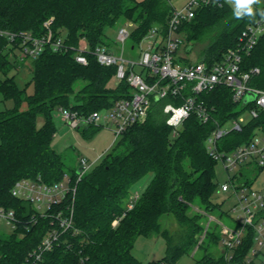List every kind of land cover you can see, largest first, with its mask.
I'll use <instances>...</instances> for the list:
<instances>
[{"label":"trees","instance_id":"16d2710c","mask_svg":"<svg viewBox=\"0 0 264 264\" xmlns=\"http://www.w3.org/2000/svg\"><path fill=\"white\" fill-rule=\"evenodd\" d=\"M170 1L0 0V30L41 36L47 32L45 23L52 21L50 29L56 38L64 36L66 45L93 51L98 46L108 47V31L118 23H126L132 25L129 40L131 48H136L152 27L159 26L166 32L173 9ZM262 7L253 5L254 10ZM259 18L257 14L237 19L226 0H213L181 25L188 55L181 61L190 63L192 48L204 42L209 44L198 61L209 65L221 61L229 49L237 47L247 25ZM16 52L17 47L8 37L0 36V206L13 209L16 217V228L8 236H0V264H145L136 258L133 249L138 238L155 234L165 238L167 255L150 264H175L195 248L200 250L209 234L208 230L200 242L205 213L221 211L215 202L220 186L217 161L207 151V138L218 125L238 119L254 106L240 109L227 87L204 92L198 99L210 111V120L202 123L193 114L174 136L166 122L164 106L169 102L179 106L183 99L170 96L154 102L148 118L116 140L104 159L78 183V169H72V185L76 186L73 197L68 196L52 208L50 216L41 215L29 202L13 197L11 191L22 179H41L54 185L69 174L62 154L52 146L58 131L55 113L68 108L89 116L111 108L120 99L130 98L132 90L126 81L112 85L117 68L99 65L92 54H88L89 64L85 66L75 60L74 50L57 53L51 47L38 58L29 59L31 79L20 86L16 75L10 76L17 64L12 55ZM254 68L260 72L252 76L250 84L263 89L264 35L251 53L243 56L241 70L249 72ZM80 81L83 85L77 89ZM188 95L189 91L184 92V96ZM39 118L43 119L41 126ZM241 127L219 140L221 151H233L250 143L256 135H264V110ZM76 129L92 138L103 128L82 125ZM122 146L127 150L117 153ZM258 170L262 172L264 167ZM150 174V183L138 195L134 208L127 211L133 188ZM245 184L252 186L254 182L247 180ZM58 212L72 217L78 233L74 229L65 231L53 249L35 261L30 254L54 227L53 216ZM225 213L221 211L222 216ZM165 215H173L183 228L178 239L162 229L160 218ZM119 218L120 222L114 224ZM216 237L212 239L214 244ZM253 244L254 232L248 228L231 261L225 259L221 250L219 259H215L207 249L194 264H243Z\"/></svg>","mask_w":264,"mask_h":264},{"label":"built area","instance_id":"2783aa9c","mask_svg":"<svg viewBox=\"0 0 264 264\" xmlns=\"http://www.w3.org/2000/svg\"><path fill=\"white\" fill-rule=\"evenodd\" d=\"M212 3L213 0H189L181 10L173 7L166 32L163 33L159 26L152 27L139 44L140 54L137 60L126 58L124 54L125 44L132 32L131 24L128 26L126 24L118 30L117 43L122 44V47L119 46L116 52L107 46H98L91 51L66 45L64 36L57 38L54 36L50 29L52 21L45 23L47 32L41 36H35L30 32L17 33L6 30H0V36L8 37L9 42L17 47L20 55L27 59H36L47 47H51L52 51L57 53L74 50L75 60L85 66L89 64L88 54H92L99 65L117 68L116 85L126 81L132 90L131 97L120 99L111 108L95 111L89 116H81L68 108H60L63 120L71 127L95 125L104 128L112 125L118 140L133 125L142 123L148 118L154 102L171 96L174 99H183V103L179 106L173 102L164 106L166 122L176 136L184 122L193 114L202 123L210 120V111L198 97L218 87L229 88L234 102L240 105L248 96H252L253 100L250 104L254 107L248 108L251 117H257L258 111L264 110V88H257L250 84L252 76L258 74L260 70L258 68L251 69L249 72L241 70L243 56L249 55L264 35V19L259 18L256 22L247 25L239 36L237 47L229 49L221 61L211 65L203 61L190 63L181 61L187 58L180 55L182 49L186 48L185 39L180 32L181 25L185 21L192 20L199 8ZM132 49L136 48L132 46ZM186 91H189L190 95L184 96ZM103 111L106 113L103 114ZM245 122L243 116H240L225 125H218L206 142L209 155L217 162H221L229 174L228 181L221 184L219 190L224 193L230 192L236 197L237 204L233 207L232 213H235L238 208L242 211L239 216L231 214V211L228 212L235 221L242 218V223L235 229L225 226L212 214L205 213L209 223L200 242L209 230L211 222L216 221L222 226L221 248L227 261L232 260V252L242 243L248 228L253 229L254 243L264 247V187L255 189L253 185L248 186L245 181H239V177L243 176V167L255 166L258 169L264 167V135H256L250 143L241 145L230 152L221 151L218 148V142L222 137L233 130H241ZM96 163L97 161L92 162L87 158L80 159L78 170L80 169L81 173H78L77 183ZM72 183L69 174L64 176L63 181L54 185L46 184L41 179H22L15 183L11 193L13 197L29 202L41 215L50 216L52 208L64 202L68 196L73 197L76 186ZM137 199L138 194L128 204L127 211L134 208ZM127 211L123 213L122 218L127 215ZM53 217L54 227L46 234L39 248L30 254L35 261L40 260L45 252L51 251L65 231L74 229L75 233H78L73 227L72 217H65L62 212H58ZM120 220L121 218L117 219L114 224H118ZM0 224H5L14 230L16 228L15 211L0 206ZM254 252L257 253V251ZM243 264H255V261L245 258ZM261 264H264V261Z\"/></svg>","mask_w":264,"mask_h":264},{"label":"rangeland","instance_id":"374dc122","mask_svg":"<svg viewBox=\"0 0 264 264\" xmlns=\"http://www.w3.org/2000/svg\"><path fill=\"white\" fill-rule=\"evenodd\" d=\"M189 0H171L170 4L178 10H181L183 7L187 5ZM264 5V0H261V4L258 6ZM126 23H118L114 28L108 31V42L109 48H111L114 52L119 49V46L122 47V44L117 43V33L118 30L125 26ZM128 26V25H126ZM208 42L199 43L194 45L191 52L189 53V58L192 61H198L202 57V52L207 48ZM143 48V45H142ZM17 55L14 56L17 61L16 67L11 71L10 76L16 75L18 83L20 86H24L30 79L31 73L28 69L29 63L31 60L20 55L19 51L16 52ZM125 57L130 59L137 60L140 54L139 46L136 47L135 50L131 48V41L128 40L125 44ZM180 55L188 56L186 49H182ZM13 58V59H14ZM137 71L139 69L136 68ZM83 85V82L80 81L76 84V88L78 89ZM112 85H116V80L112 82ZM1 99V98H0ZM11 104V103H9ZM0 107H3V104H0ZM106 112L103 111V114ZM243 118L248 121L251 119L249 114V110H245L242 115ZM55 121L57 126V134L54 137L52 146L55 150H57L60 154H62L65 168L70 175V171L72 169H78L79 161L81 158H87L90 161H94L97 157H104L109 153L112 149L116 136L114 133V127L112 125L105 126L97 135L92 138H86L82 135L80 129H76L71 127L67 122H65L62 118L60 111L58 110L55 113ZM232 121V120H231ZM39 125L41 126L43 123V119L39 118ZM263 136V134H259ZM119 141V140H118ZM127 150L126 146H122L117 150V153H123ZM100 159L101 162L103 159ZM243 176L239 177L240 182H244L247 180H251L254 182L255 189H261L264 187V170L259 172L258 168L255 166L243 167L242 169ZM216 174H217V182L219 185L225 183L229 179V174L224 168V165L221 162H217L216 165ZM233 175V174H232ZM71 176V175H70ZM153 175H147L144 179H142L132 190V195L130 199H133L135 195H140L145 188L148 186L152 179ZM215 202L220 205L221 211L226 212L224 216L221 215V211L215 210L212 215L219 222H222L225 226L235 229L240 226L242 223V218L240 217L238 221H235L231 214L235 216L241 215V209L235 213H232L233 207L237 204L236 197L232 196V194L224 193L218 190L217 195L215 196ZM200 207V206H199ZM198 208V207H196ZM195 210V208H194ZM231 211V214L228 212ZM204 226L206 229L207 224L209 223V218L204 217ZM160 224L162 229H166L169 231V234L172 237H180L179 235L182 233L183 228L179 225L178 221L173 215H165L160 218ZM221 228L216 221H212L210 224L209 234L205 239V243L200 250L195 248L189 254H185L182 256L175 264H194L196 260L200 259L208 249V253L211 254L215 259H219L220 257V246H221ZM13 230L11 227L0 224V236H8ZM204 233H201V238L204 236ZM218 238H217V237ZM213 237H216V244L212 241ZM254 251H257L255 253ZM133 254L145 264H150L154 262H158L160 259L167 255V242L165 238L159 237L157 234L153 235L150 238L140 237L137 239L135 247L133 249ZM233 254V252H232ZM247 260L254 259L255 264H261L264 261V247L259 246L257 243H254L247 254Z\"/></svg>","mask_w":264,"mask_h":264},{"label":"clouds","instance_id":"9594fccd","mask_svg":"<svg viewBox=\"0 0 264 264\" xmlns=\"http://www.w3.org/2000/svg\"><path fill=\"white\" fill-rule=\"evenodd\" d=\"M232 6L234 17L243 19L247 17H255L257 14L264 19V7L254 10L253 5H260L261 0H226Z\"/></svg>","mask_w":264,"mask_h":264},{"label":"water","instance_id":"95a60500","mask_svg":"<svg viewBox=\"0 0 264 264\" xmlns=\"http://www.w3.org/2000/svg\"><path fill=\"white\" fill-rule=\"evenodd\" d=\"M253 98L252 96H248L244 101L243 103L240 105V109H243V108H246L251 102H252ZM82 126V125H81ZM79 126V127H81ZM78 173H81V170L79 169L77 171Z\"/></svg>","mask_w":264,"mask_h":264},{"label":"crops","instance_id":"0c3cea01","mask_svg":"<svg viewBox=\"0 0 264 264\" xmlns=\"http://www.w3.org/2000/svg\"><path fill=\"white\" fill-rule=\"evenodd\" d=\"M102 158V156H99V157H97L94 161H99L100 159ZM93 162V161H92ZM220 248V250L222 251V248H221V246L219 247Z\"/></svg>","mask_w":264,"mask_h":264}]
</instances>
